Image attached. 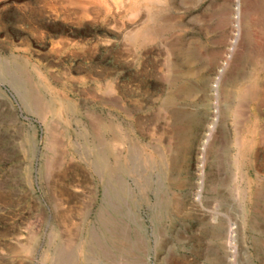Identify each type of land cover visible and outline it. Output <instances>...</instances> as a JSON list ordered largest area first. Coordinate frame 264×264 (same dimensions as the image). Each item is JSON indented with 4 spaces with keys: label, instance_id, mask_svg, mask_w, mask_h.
Segmentation results:
<instances>
[{
    "label": "rangeland",
    "instance_id": "374dc122",
    "mask_svg": "<svg viewBox=\"0 0 264 264\" xmlns=\"http://www.w3.org/2000/svg\"><path fill=\"white\" fill-rule=\"evenodd\" d=\"M260 63L264 0H0V264H264Z\"/></svg>",
    "mask_w": 264,
    "mask_h": 264
},
{
    "label": "bare ground",
    "instance_id": "6f19581e",
    "mask_svg": "<svg viewBox=\"0 0 264 264\" xmlns=\"http://www.w3.org/2000/svg\"><path fill=\"white\" fill-rule=\"evenodd\" d=\"M137 7V6H136ZM134 13V12H133ZM130 14V13H129ZM234 14H235V22H238V16H239V14H240V6H239V3H236V5H235V7H234ZM136 15V14H135ZM134 16V15H133ZM137 16H138V14H137ZM245 23H247L246 24V30H244V31H246V37H247V40L246 41H248V45H250V46H252V40H251V32H250V27H248L249 26V21H247V22H245ZM227 26V25H226ZM236 26H237V24H236ZM140 32V31H139ZM156 36V35H155ZM236 36H237V33H236ZM235 40H236V37H234V41L233 42H235ZM145 44V43H144ZM142 45V44H141ZM71 46V45H70ZM252 48V47H251ZM232 49V48H231ZM259 53H260V50H259ZM257 58H259L258 56H256ZM210 58V57H209ZM225 60V59H224ZM214 62H215V60H214ZM206 64V63H205ZM217 66V65H216ZM220 69V68H219ZM263 69L264 68H262L261 67V63H260V65H259V68H257V71L258 70H260V72H262L263 71ZM208 71V70H207ZM215 71V70H214ZM225 71V70H224ZM222 72V71H221ZM220 74V73H219ZM234 74H236V73H234ZM237 75V74H236ZM241 78L242 77H238V76H236V77H234V76H232L230 79H227L226 81H228L230 84H236L238 81H240L241 80ZM202 80V79H201ZM213 81V80H212ZM211 81V82H212ZM192 82V81H191ZM221 83V82H220ZM225 83V82H224ZM225 85V84H224ZM263 86H264V81H262V79L260 78V77H256V79H254L253 81H252V83L250 84V86L248 87V89H247V92L246 93H252V95H253V93H255V91H261L262 90V88H263ZM212 87V86H211ZM220 87V86H219ZM219 89H221V87L219 88ZM226 89V88H225ZM230 89V88H229ZM231 90V89H230ZM213 93H212V96H211V98H212V103L214 104V114H213V116H214V118H212L211 119V121L209 122V124L206 126V133H204V135H203V137H202V142H201V145H200V147H199V153H201V159H203V157H204V152H205V150H206V148H207V145H208V143H209V138H210V135H211V132L212 131H214L213 129L215 128V124H216V121H217V113H218V105H219V103H220V98H219V96H220V91L218 90V78H216L215 80H214V82H213ZM225 91V90H224ZM225 93V92H224ZM230 94V93H229ZM243 95V94H242ZM247 95V94H246ZM256 95V94H255ZM229 96V95H228ZM249 96V95H248ZM256 96H258V95H256ZM225 97V96H224ZM224 97H223V99H224ZM244 97V96H243ZM254 97V96H253ZM245 98V97H244ZM247 98V97H246ZM257 98V97H256ZM225 100V99H224ZM257 100V99H256ZM229 101V100H228ZM242 100H239V104H237L235 107H233L232 108V110H231V117H232V121L234 122V124H235V126L236 127H238V124L239 123H241V121L242 122H244L243 120H245L249 115L247 114V112H246V109H249L248 111H251V108H250V106L248 107V108H246V109H244L243 107H242V102L244 101H242ZM40 102V101H39ZM228 103V102H227ZM248 104V103H247ZM207 108V107H206ZM228 110V109H227ZM205 115V114H204ZM116 117V116H115ZM179 117V116H178ZM237 129V128H236ZM227 134V133H226ZM243 135V134H242ZM236 137V136H235ZM237 142V141H236ZM243 142L244 141H242V143H240V145H243ZM121 147V143H119V147H117V148H120ZM121 149V148H120ZM121 152V151H120ZM118 156V155H117ZM115 157H116V155H115ZM201 165L203 166L204 165V159L203 160H201ZM239 164V163H238ZM104 165H106V164H104ZM108 166V167H107ZM106 167H107V169L109 170L110 169V167H109V165H107ZM202 166H201V168H202ZM110 171H111V169H110ZM203 172V171H202ZM203 176V175H202ZM202 182V183H201ZM200 183V185H199V187L201 188L202 187V185H203V180L201 181ZM188 183V182H187ZM202 189V188H201ZM201 197V190H200V192L198 193V200L199 199H201L200 198ZM232 227L230 226V231H229V234H231L232 233ZM228 237H230V235L228 236ZM231 239V238H230ZM231 243V242H230ZM65 264V263H64Z\"/></svg>",
    "mask_w": 264,
    "mask_h": 264
}]
</instances>
